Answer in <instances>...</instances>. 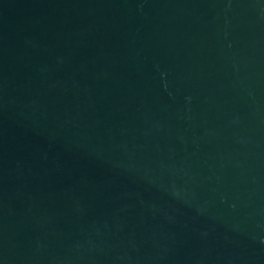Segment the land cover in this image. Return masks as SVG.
Listing matches in <instances>:
<instances>
[{"label": "water", "instance_id": "water-1", "mask_svg": "<svg viewBox=\"0 0 264 264\" xmlns=\"http://www.w3.org/2000/svg\"><path fill=\"white\" fill-rule=\"evenodd\" d=\"M0 264H264V0H0Z\"/></svg>", "mask_w": 264, "mask_h": 264}]
</instances>
